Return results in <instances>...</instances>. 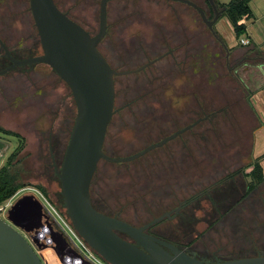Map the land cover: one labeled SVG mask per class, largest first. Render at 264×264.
<instances>
[{"label": "rangeland", "instance_id": "obj_1", "mask_svg": "<svg viewBox=\"0 0 264 264\" xmlns=\"http://www.w3.org/2000/svg\"><path fill=\"white\" fill-rule=\"evenodd\" d=\"M55 1L92 36L98 34L101 0ZM191 1L214 18L208 0ZM230 1L215 0L221 14L214 29L222 44L196 9L184 3L111 0L107 34L99 45L118 71L138 69L167 53L149 69L115 79V114L106 155L129 157L194 125L138 159L102 160L91 193L105 199L108 205H99L104 211L138 226L187 203L181 211V230H176L177 220L155 229L166 228L174 242L213 262L264 254V180H254L250 196L236 202L253 184L244 174L252 172L253 164L261 166L264 176V83L253 71L264 56L252 53L251 43L244 46L236 39L218 6ZM249 6L253 23L246 20L248 33L253 45L264 50V0H251ZM0 41L19 59L42 54L30 0H0ZM149 45L158 50L150 52ZM4 55L0 44V127L11 133L0 131V170L9 166L22 184L17 193L24 191L0 205L12 206L29 194L41 203L44 197L67 217L51 157L56 147L61 169L77 114L71 91L45 64L4 72L9 67ZM239 55L251 59L241 60ZM150 89L152 95L143 96ZM176 119L180 124L173 127ZM37 250L43 255L44 250ZM47 252L52 251L42 257L52 258Z\"/></svg>", "mask_w": 264, "mask_h": 264}, {"label": "water", "instance_id": "obj_2", "mask_svg": "<svg viewBox=\"0 0 264 264\" xmlns=\"http://www.w3.org/2000/svg\"><path fill=\"white\" fill-rule=\"evenodd\" d=\"M110 1L101 0L99 32L92 36L62 12L54 0H30L42 54L18 60L11 56L5 44L0 41L6 56L12 62L4 72L18 66L45 64L71 91L77 114L58 179L66 215L72 227L109 264H264V256L206 263L145 233L169 214L137 227L94 208L91 186L102 160L127 162L170 140L166 139L131 157L111 158L104 153L109 125L115 113V77L122 74L110 66L99 50V45L107 34V6ZM173 1L196 9L213 36L223 44L214 29L221 14L215 0H208L215 13L212 20L193 1ZM43 207L34 195H25L10 207L6 221L0 219V264H44L19 231L30 232L32 228H26L24 224L31 220L40 222ZM120 233L126 234L131 240L123 238ZM33 241L38 245L37 239L33 238Z\"/></svg>", "mask_w": 264, "mask_h": 264}, {"label": "flooded vegetation", "instance_id": "obj_3", "mask_svg": "<svg viewBox=\"0 0 264 264\" xmlns=\"http://www.w3.org/2000/svg\"><path fill=\"white\" fill-rule=\"evenodd\" d=\"M55 1V0H54ZM191 1V0H190ZM56 3V1H55ZM58 6V5H57ZM211 7V6H210ZM211 11L212 8H210ZM61 10V9H60ZM62 12H64L63 10H61ZM65 14H67L69 16V14L67 12H64ZM207 13H209V11H207ZM71 18V16H69ZM72 20H74L73 18H71ZM75 21V20H74ZM76 22V21H75ZM78 24H80L79 22H77ZM81 25V24H80ZM82 26V25H81ZM83 27V26H82ZM84 28V27H83ZM150 49V52L154 53L153 51H157L158 49H155V48H152L154 46H148ZM152 49V50H151ZM101 52V51H100ZM102 53V52H101ZM170 55H173V52L172 50H170L168 52ZM12 57H14L15 59H18V60H22L23 58L19 59V56H17L15 53H10ZM166 54L167 53H164L163 55H159L157 58H154L152 61H148L146 64H144L143 66L139 67L138 69H135V70H129V71H118L116 68H114L111 63L108 61V63L110 64V66L115 70L117 71L118 73H122L121 75H124V74H132V73H136V72H139V71H142V70H147L150 68L151 65H153L156 61H159L161 58H165L166 57ZM6 55V54H5ZM4 57L8 60V63H9V67L11 66L12 62L8 59L7 56ZM157 55V54H155ZM105 57V56H104ZM240 59L241 60H245V59H248L246 58V56H241L239 55ZM106 58V57H105ZM107 59V58H106ZM241 62V61H240ZM8 67V68H9ZM162 72L166 73L165 71H163L162 69H160ZM121 75H118V76H121ZM116 76L115 79L118 77ZM116 82V80H115ZM150 85V84H149ZM154 86V85H153ZM154 91V89H150L148 90V93L147 94V91H146V94H143L144 95H147V96H150L152 95V92ZM192 113V112H191ZM115 114V113H114ZM114 117V116H113ZM113 120V119H112ZM176 123L175 122H172V126L173 127H176L179 123V119L177 120L176 119ZM112 122V121H111ZM196 123V121H195ZM111 124V123H110ZM194 124L190 123L188 126L182 128V129H178V130H175L173 132V134L171 135H168L166 137H163L162 141L166 140V139H170L168 140L166 143H164L162 146H164L165 144H167L168 142L172 141L173 139L177 138L178 136H180L185 130L191 128ZM110 126V125H109ZM178 127V126H177ZM174 136V137H173ZM160 142H157L156 144L160 143ZM156 144H152L148 147H146L143 151H146L148 150L151 146H154ZM160 146V147H162ZM105 147V145H104ZM155 148H158V147H155ZM155 148L153 149H150L148 150L147 152H145L143 155L141 156H144L145 154H148L150 153L151 151H153ZM142 152V151H140ZM139 152V153H140ZM105 153V151H104ZM137 153V154H139ZM106 154V153H105ZM58 156V154H56ZM136 155V154H134ZM134 155H131V156H134ZM108 156V155H107ZM129 156V157H131ZM141 156L135 158V159H138L140 158ZM109 157V156H108ZM52 162H54V153L52 154ZM111 158H114V157H111ZM117 158H125V157H117ZM135 159H132V160H135ZM130 160V161H132ZM159 160V159H158ZM128 162V161H127ZM58 174V173H57ZM96 175V174H95ZM95 178V177H94ZM94 181V179H93ZM93 184V182H92ZM92 188V186H91ZM222 194H226V193H222ZM249 194V193H248ZM246 193V191L242 194V195H239V198L236 199V202L239 201L240 199H243L245 200L247 197H249L250 195H248ZM29 195V194H27ZM246 195V196H245ZM25 196V195H24ZM224 196V195H223ZM168 197V196H165V198ZM91 200H92V204L94 206V208L101 212V213H104L108 216H111V217H115V218H119L121 220H124L123 218H121L120 216H117L115 215L114 213H111V212H106L104 211L103 208H100L99 205L103 206V205H108L106 204V201L105 199L100 195V193H91ZM242 200V201H243ZM64 203V202H63ZM64 205V204H63ZM187 205V203H183V202H180L178 204L177 207H174V208H171L169 209L167 212H165L164 214L162 215H166V214H169L168 216H166L161 222L151 226L149 229H147L145 231L146 234L158 239V240H161L163 242H167L173 246H176L182 250H184L185 252H187L189 255H191L192 257H195L203 262H206V263H217V262H224L222 260H215V262L213 261H207V260H204L200 257H198L196 254H192L191 252H189L188 250H186V248H184L182 245L174 242V240H172L171 238H169L167 236V233H168V230L166 228H163V229H158L156 230L155 227L157 225H159L160 223H163V222H169L171 223L172 221H176V230H181V227L182 225L184 224L182 221H180V217H181V211L183 210V208ZM216 208L218 206L214 205ZM64 207V206H63ZM218 209V208H217ZM161 215V216H162ZM67 216V215H66ZM32 219V218H30ZM179 219V220H178ZM191 219V218H190ZM188 219V220H190ZM126 221V220H124ZM179 221V222H178ZM127 222V221H126ZM151 222V221H150ZM178 222V223H177ZM129 223V222H128ZM149 223V222H148ZM146 223V224H148ZM131 224V223H130ZM144 224V225H146ZM134 225V224H132ZM142 225V226H144ZM24 226L26 228H32L30 230V232H25L24 230H19L25 237L26 239L30 242V244L33 246L34 250L37 252V254L39 255L38 253V250L37 249H40V250H44L43 252V255H39V257L41 258V260L44 262V259L45 261L47 262V264H87V262L82 259L81 255L78 253L76 247L68 240V238L65 236V234L59 229L58 226H56V224H54V222H52L50 216L48 215V213L46 212V210L44 209V207L42 208V216H41V221L40 222H32L29 221L27 223L24 224ZM134 226H137V227H141V226H138V225H134ZM120 235L123 237V238H126L128 240H131V238L129 236H127L126 234H123V233H120ZM33 238L37 239V244L39 245H36L33 241ZM41 247V248H40ZM47 250H51L52 252H47L48 254V257L51 256L52 258L49 257V259H47L46 257H42L45 255V251ZM52 254V255H51ZM260 256H264V254H260ZM255 257V256H254ZM231 260V259H230ZM226 261H229V260H226ZM63 262V263H62Z\"/></svg>", "mask_w": 264, "mask_h": 264}, {"label": "trees", "instance_id": "obj_4", "mask_svg": "<svg viewBox=\"0 0 264 264\" xmlns=\"http://www.w3.org/2000/svg\"><path fill=\"white\" fill-rule=\"evenodd\" d=\"M251 0H232L227 4H220L218 3V6L225 8L224 16H226L232 26L235 33L236 39L239 41L243 36H247V26L245 24H241L240 22L246 18L250 19L252 18V10L249 6ZM0 131L11 134L8 131L3 130V128L0 127ZM54 153V162L52 163V173L56 176H58V172H60V163L58 161V156L56 154L58 153V150L56 147H52V154ZM56 153V154H55ZM245 176H249L252 179L251 185H247L246 193H249L250 191L254 190L256 187V183L254 182H260V180H264V176L262 175L261 166L258 163H255L252 165V172L250 173H244ZM22 186V184L18 180L17 174H12L10 171V167H4L0 170V204L5 202L6 200L10 199L12 196H14L18 189Z\"/></svg>", "mask_w": 264, "mask_h": 264}, {"label": "built area", "instance_id": "obj_5", "mask_svg": "<svg viewBox=\"0 0 264 264\" xmlns=\"http://www.w3.org/2000/svg\"><path fill=\"white\" fill-rule=\"evenodd\" d=\"M240 42L247 46L249 45L248 39H241ZM22 190V189H21ZM22 191H19L17 194H19ZM44 209L50 216L52 222L56 224V226L59 227V229L65 234V236L68 238V240L76 247L78 253L81 255L82 259H84L89 264H109L104 259H102L95 251H93L89 245L79 236V234L74 230L72 227L69 219L63 215H61L55 207H53L44 197L43 201ZM9 207H11V203H8V205L1 206L0 205V219L3 221H6L8 218V211ZM6 212V216H5ZM40 253V251L38 252ZM44 264H47L44 260Z\"/></svg>", "mask_w": 264, "mask_h": 264}, {"label": "crops", "instance_id": "obj_6", "mask_svg": "<svg viewBox=\"0 0 264 264\" xmlns=\"http://www.w3.org/2000/svg\"><path fill=\"white\" fill-rule=\"evenodd\" d=\"M222 4H225V3H222ZM246 20H248L249 22H251V23H253V16H252V18H250V19H246V18H244L240 23L241 24H245L246 25ZM247 26V25H246ZM247 31H248V26H247ZM244 37V36H243ZM247 38H248V40L249 41H251L250 43H251V48H252V53H257V54H259L260 53V55H263L264 56V50H262L261 48H258L257 46H254L253 44H254V42H253V39L251 38V36L249 35V33H247ZM246 56V55H245ZM246 58H249L248 56L246 57ZM259 58V57H258ZM249 59H251V58H249ZM262 59H264V58H262ZM253 71H254V75L257 77V78H259V79H257L258 80V82L259 83H264V62H262V63H260V64H258L257 66H255L254 68H253Z\"/></svg>", "mask_w": 264, "mask_h": 264}]
</instances>
